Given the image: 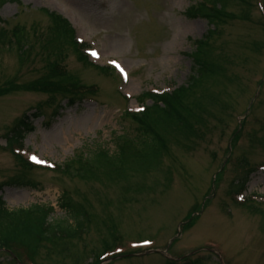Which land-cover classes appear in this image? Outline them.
<instances>
[{
    "label": "rangeland",
    "instance_id": "rangeland-1",
    "mask_svg": "<svg viewBox=\"0 0 264 264\" xmlns=\"http://www.w3.org/2000/svg\"><path fill=\"white\" fill-rule=\"evenodd\" d=\"M252 3L243 18L245 3L231 1L216 28L193 16V0H0V196L9 211L47 207L50 222L70 217L68 200L89 214L69 257L50 260L42 249L32 262L14 245L0 250V264H264V0ZM50 13L70 21L98 65L71 49L56 58L82 88L35 87L53 75ZM209 33L208 59L220 72L197 88L206 96L200 131L175 132L146 176L63 171L100 148L116 152L121 135L139 138L130 114L154 104L142 95L187 85ZM15 138L43 168L18 160Z\"/></svg>",
    "mask_w": 264,
    "mask_h": 264
},
{
    "label": "trees",
    "instance_id": "trees-1",
    "mask_svg": "<svg viewBox=\"0 0 264 264\" xmlns=\"http://www.w3.org/2000/svg\"><path fill=\"white\" fill-rule=\"evenodd\" d=\"M231 1L234 0H205L203 3L192 6L191 11L193 16L207 17L211 22H216V28H218L219 21L223 20L224 14H227ZM241 1L248 8V10L244 8L243 18H248L252 13V0ZM50 14L53 18L55 35L49 47L45 48V52L48 54L47 59L54 60L46 66L53 75L49 80L45 78L38 82L40 84H34L36 89L46 90L49 93L67 92L65 85L74 84L75 87H80L82 84L78 81H70L74 79L67 78L69 74H63L58 69L62 63H58L56 58L71 49L85 64H93L83 53V46L76 40V31L70 22L57 13ZM215 32L216 30L212 33ZM208 39H210V33L197 42L198 50L194 56L195 73L190 77L187 85L172 94L158 96L145 93L143 95V99L150 97L154 104L142 113L130 114L142 125V134L139 138L121 135L118 137L116 152L100 148L99 151L96 150L84 159L68 161L63 171L66 170L72 175H82L84 178L94 171L98 178L103 176L110 181L127 180L136 174L146 176L152 170L159 168L163 156L168 153V143L178 138V134L186 135L189 132L200 131L196 125H203V106L205 105L203 100H206V96L202 94L198 96L197 88L201 83L205 85L206 82L214 79L220 72V69L212 66L208 59L211 57L207 54L210 51L207 48ZM204 45L207 46L204 47ZM63 78L67 79L61 80ZM175 132L176 137L173 135ZM15 140L18 139L15 138ZM19 161L25 167H31L28 163ZM68 201L71 202L68 204L70 217L50 222L47 207L34 206L31 210L9 211L0 196V250L17 245L16 247L27 252L32 262L42 249L47 250L50 260H53L50 258L52 254H56L57 258L69 257L70 250L67 244L85 233L89 214L83 206L71 200ZM100 262L101 260H97V264ZM169 262V264H176L172 260Z\"/></svg>",
    "mask_w": 264,
    "mask_h": 264
},
{
    "label": "snow or ice",
    "instance_id": "snow-or-ice-1",
    "mask_svg": "<svg viewBox=\"0 0 264 264\" xmlns=\"http://www.w3.org/2000/svg\"><path fill=\"white\" fill-rule=\"evenodd\" d=\"M92 54H93V55H96L95 52H93ZM113 63H115V62H113ZM117 67H119L118 64H117ZM121 71H123V69H121ZM32 159H33V160H37V162H42V161H38L37 157H35V156H33Z\"/></svg>",
    "mask_w": 264,
    "mask_h": 264
}]
</instances>
